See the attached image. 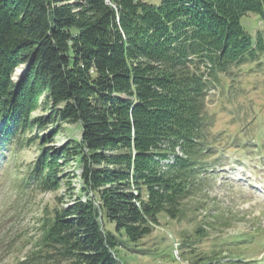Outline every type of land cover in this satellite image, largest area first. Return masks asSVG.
<instances>
[{"label": "trees", "instance_id": "trees-1", "mask_svg": "<svg viewBox=\"0 0 264 264\" xmlns=\"http://www.w3.org/2000/svg\"><path fill=\"white\" fill-rule=\"evenodd\" d=\"M248 13L264 21V0H0V146L42 131L26 140L37 154L17 186L56 190L69 162L80 180L16 264H127L119 251L160 215L182 216L219 162L208 160V88L264 55V34L241 24ZM42 104L47 114L32 118ZM62 124L77 125L78 138L50 145ZM219 248L191 260L228 264L214 258Z\"/></svg>", "mask_w": 264, "mask_h": 264}, {"label": "rangeland", "instance_id": "rangeland-1", "mask_svg": "<svg viewBox=\"0 0 264 264\" xmlns=\"http://www.w3.org/2000/svg\"><path fill=\"white\" fill-rule=\"evenodd\" d=\"M241 24L253 38L257 32L264 34V21L254 13L243 16ZM16 70L14 80L19 77ZM219 81L210 85L205 99L210 132L217 137L208 160L219 162L200 174L203 180L181 203L179 219L160 215L148 236L119 251L125 263L194 264L195 253L213 243L220 247L217 260L233 264L231 259L239 256L238 264H264V55L232 66ZM47 112L42 104L31 117ZM36 134L42 131L34 127L24 140L0 146V264H16L35 250L43 217L57 203L70 204L79 194L74 162L63 166L56 190L17 186L37 154L35 142H26ZM78 136L77 125L62 124L50 145L59 147Z\"/></svg>", "mask_w": 264, "mask_h": 264}, {"label": "water", "instance_id": "water-1", "mask_svg": "<svg viewBox=\"0 0 264 264\" xmlns=\"http://www.w3.org/2000/svg\"><path fill=\"white\" fill-rule=\"evenodd\" d=\"M27 68H28L27 65L21 68L20 76H19L17 79H20V78L23 76V74H24V72L27 70Z\"/></svg>", "mask_w": 264, "mask_h": 264}, {"label": "bare ground", "instance_id": "bare-ground-1", "mask_svg": "<svg viewBox=\"0 0 264 264\" xmlns=\"http://www.w3.org/2000/svg\"><path fill=\"white\" fill-rule=\"evenodd\" d=\"M20 73H21V69H18L16 70L15 75L18 77Z\"/></svg>", "mask_w": 264, "mask_h": 264}]
</instances>
